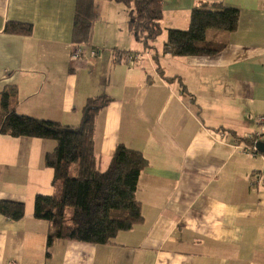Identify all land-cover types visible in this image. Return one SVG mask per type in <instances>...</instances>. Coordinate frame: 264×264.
Returning a JSON list of instances; mask_svg holds the SVG:
<instances>
[{
    "label": "crops",
    "instance_id": "crops-1",
    "mask_svg": "<svg viewBox=\"0 0 264 264\" xmlns=\"http://www.w3.org/2000/svg\"><path fill=\"white\" fill-rule=\"evenodd\" d=\"M76 3L0 0V93L15 86L17 113L69 126L81 124L89 98L109 97L96 115L99 169L120 144L143 154L144 221L111 245L57 240L48 251L52 225L34 217V203L58 192L44 165L56 142L0 135V202L25 204L19 221L0 214V264H264V155L257 164L240 151L242 139L264 142V0H163L164 32L149 49L129 30L127 9L108 0L104 39L96 24L75 44ZM205 4L239 10L234 32H208L225 49L164 55L167 31L188 29ZM9 22L33 32L7 34ZM116 51L132 60L114 63Z\"/></svg>",
    "mask_w": 264,
    "mask_h": 264
},
{
    "label": "trees",
    "instance_id": "trees-1",
    "mask_svg": "<svg viewBox=\"0 0 264 264\" xmlns=\"http://www.w3.org/2000/svg\"><path fill=\"white\" fill-rule=\"evenodd\" d=\"M108 1L127 9L129 30L146 49L163 34V0ZM239 16L238 9L223 4L195 7L188 29L167 31L164 55L210 57L219 54L226 45L210 42L208 32H234L238 28ZM95 18V0H77L73 28L75 44L90 41ZM32 32L33 26L26 23L9 22L5 27L7 34L30 36ZM124 55L116 51L114 63L131 59ZM18 93L15 86L6 87L0 93V135L56 142L55 150L44 156V165L54 170L53 186L60 189L51 196L37 195L34 203V217L52 225L47 250L57 240L111 245L120 232L142 224V205L136 194L140 176L148 166L147 159L141 152L120 144L108 169H99L95 152L96 115L112 100L106 95L89 98L81 124L69 126L17 113ZM242 142L252 147L260 141L253 137L242 139ZM0 214L19 221L25 216V204L1 201Z\"/></svg>",
    "mask_w": 264,
    "mask_h": 264
},
{
    "label": "rangeland",
    "instance_id": "rangeland-1",
    "mask_svg": "<svg viewBox=\"0 0 264 264\" xmlns=\"http://www.w3.org/2000/svg\"><path fill=\"white\" fill-rule=\"evenodd\" d=\"M104 1L105 0H95V11H96V18H95V20H94V26H93V30H94V28H95V25L97 24V36H96V39L98 40V42H101L102 41V39H104L103 38V36H102V34H103V32H104V29L107 27V21H109V19H107L106 21H105V19H106V15H108V13H107V7H103V5H105L104 4ZM103 2V3H102ZM109 12H110V17L112 16V14H113V11L112 10H109ZM110 19H112V18H110ZM98 20V21H97ZM97 21V22H96ZM105 21V23H103ZM93 30H92V32H93ZM217 32V31H216ZM92 34V33H91ZM162 37H165V36H162ZM161 37V38H162ZM108 39V38H107ZM108 41V40H107ZM158 41H161L160 39H158ZM100 48H104L103 46H101L100 45ZM101 51V50H100ZM100 51H98V52H100ZM78 58V57H77ZM71 126V125H70ZM75 126H77V125H75ZM244 146V147H243ZM242 147H241V152H245V153H247V155H249L250 156V160H252V161H256V163L257 164H259L260 163V159L259 160H256L255 159V157H257V156H260V157H262V155L261 154H257L256 156L255 155H253V154H251V153H248V152H246V150H250L251 149V145L250 146H248L247 145V143H245L244 145H243ZM76 172H77V165H75V174H76ZM253 180H254V178H253ZM254 182V181H253ZM253 182H250V185H251V188H252V185H253ZM58 189V188H57ZM60 189V188H59ZM58 189V190H59ZM68 211H70V210H68ZM67 215H68V217L70 218V216L71 215H69L68 213H67Z\"/></svg>",
    "mask_w": 264,
    "mask_h": 264
},
{
    "label": "built area",
    "instance_id": "built-area-1",
    "mask_svg": "<svg viewBox=\"0 0 264 264\" xmlns=\"http://www.w3.org/2000/svg\"><path fill=\"white\" fill-rule=\"evenodd\" d=\"M78 52V54H81L82 53V51H77ZM92 55L93 56H95V55H97V51H93L92 52ZM78 57V56H77ZM132 59H129V61H131ZM261 122H264V117H261L260 119H259ZM246 152H248V153H251V154H253V155H257V154H259V152L257 151V148H256V146L254 145V146H252L251 147V149L248 151V150H246Z\"/></svg>",
    "mask_w": 264,
    "mask_h": 264
},
{
    "label": "water",
    "instance_id": "water-1",
    "mask_svg": "<svg viewBox=\"0 0 264 264\" xmlns=\"http://www.w3.org/2000/svg\"><path fill=\"white\" fill-rule=\"evenodd\" d=\"M256 148H257V151L259 152V154L264 155V142H258L256 144Z\"/></svg>",
    "mask_w": 264,
    "mask_h": 264
}]
</instances>
